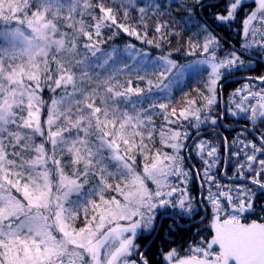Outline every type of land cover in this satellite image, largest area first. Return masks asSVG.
Returning <instances> with one entry per match:
<instances>
[{"label":"snow or ice","instance_id":"snow-or-ice-1","mask_svg":"<svg viewBox=\"0 0 264 264\" xmlns=\"http://www.w3.org/2000/svg\"><path fill=\"white\" fill-rule=\"evenodd\" d=\"M215 7L0 0V264H264V74L221 106L223 82L264 62V0L212 15L240 17L239 49L200 20ZM121 34L161 49L181 37L183 62L104 47ZM187 79L196 95L171 107ZM227 117L247 125L231 141ZM193 154L200 168L186 166Z\"/></svg>","mask_w":264,"mask_h":264},{"label":"trees","instance_id":"trees-1","mask_svg":"<svg viewBox=\"0 0 264 264\" xmlns=\"http://www.w3.org/2000/svg\"><path fill=\"white\" fill-rule=\"evenodd\" d=\"M166 2L171 3V0H166ZM204 2L205 4H215L216 7L215 8H205L204 10L200 11L198 13L200 20L206 22L207 25L212 29V31L216 35L223 38L222 44L225 50H229L232 46H235L237 49H239L240 47V36H239L240 17H237L236 21L230 24L229 26L221 25L218 21H214L212 19V15L216 12H222L227 3V0H204ZM132 15H134V13ZM153 38H154L153 34H149L148 39L151 40ZM185 38H186V34H185ZM167 39L171 41L170 44L167 43L166 41H160L157 38V42L163 44V48L161 49V48H154L152 45L143 44L141 41L136 40L135 37H128L125 34H121L116 40L109 41L108 44L105 45L104 47L110 51L113 47H118L121 50L122 48L125 49L126 46L135 45L138 51L142 50L148 53L152 57H158L162 51L165 53L172 52L174 59H180L181 62H183L182 52L175 51L176 48L181 47V43H180L181 37H168ZM243 58L247 60V57H243ZM261 74H264V62H259V61H257L254 64L253 70L251 71L245 70V71L234 73L229 79L223 82L224 87H223V99L221 101V106L223 107V105L229 101L231 94L233 93L234 90H236L237 88H240L246 82V77H249V76L255 77ZM153 78L155 79L154 75H153ZM132 80L134 82H138L137 80L133 78ZM137 84H138V87H144V83L142 82H138L136 83V85ZM196 86H197L196 82L192 79H187L185 82H183L181 85V87L183 88V91H180L179 89L175 91L174 93L175 103H173L171 107H176L179 109L182 106L183 101L185 99L184 93H188L189 96H195L196 93L194 91H191V89H194ZM45 98H47L46 94H45ZM155 120H156V123L159 125L161 124L163 118L161 116H156ZM225 123L231 124L232 128L234 129V131H231V132H229L226 129H220L221 134L227 135L230 141L233 138H236L237 133L241 132V130L244 127H247L246 123L243 120H238L237 122V121H234L232 117H227ZM260 130L264 131V125L260 126ZM246 135L248 139H252L251 132H249ZM207 138L208 137H205V139ZM243 138H244L243 136L240 137V139H243ZM189 147L190 148L192 147L191 141L189 142ZM192 165H195L196 168H200L202 166L200 160L196 158L194 154L190 159L186 160V166L190 167ZM232 172H233L232 168L229 167L228 175L231 176ZM221 181L223 183H230L229 180L224 179L223 177H221ZM190 188H191V194L193 196L199 197L200 189L198 187V184L194 182L193 184L190 185ZM204 215L205 213L201 211L199 215L196 217V220L199 221L200 218ZM251 219H255V217H249V220ZM169 223H171V221L167 219H164L162 221L161 235H163V233L167 230V226ZM207 223L208 221L205 220L204 225H206ZM204 225L198 224L197 226L203 228ZM192 231H194V229H189L187 235H184V233L182 232L179 233L180 235H184L185 246L188 243V240H189V237ZM207 234H208L207 229H205V231L201 233V235H207ZM177 239H179V237H177ZM137 243L143 244L144 241L138 240ZM155 254H156V248L154 245L153 248L151 249V255L155 256ZM156 259H159V257H156Z\"/></svg>","mask_w":264,"mask_h":264},{"label":"rangeland","instance_id":"rangeland-1","mask_svg":"<svg viewBox=\"0 0 264 264\" xmlns=\"http://www.w3.org/2000/svg\"><path fill=\"white\" fill-rule=\"evenodd\" d=\"M126 48V47H125ZM125 49H121V51H124ZM111 51V50H110ZM129 63H132L131 61H129ZM141 74H144V75H146V77H148V78H152V79H154L153 78V73H152V71L149 69L147 72H144V73H141ZM129 78H133V79H135V80H137V78H136V74H135V72H133V73H131V74H129V73H127V72H125L124 74H122L121 75V83H123L125 80H127V79H129ZM136 83H138V82H135V86H138V84L136 85ZM46 95H48L47 93H45Z\"/></svg>","mask_w":264,"mask_h":264}]
</instances>
